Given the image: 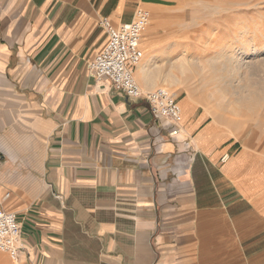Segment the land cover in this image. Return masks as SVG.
<instances>
[{"label":"crops","instance_id":"0c3cea01","mask_svg":"<svg viewBox=\"0 0 264 264\" xmlns=\"http://www.w3.org/2000/svg\"><path fill=\"white\" fill-rule=\"evenodd\" d=\"M158 2L0 0V207L18 215L19 264H264V178L219 127L243 113L212 93L210 121L190 94L171 138L145 100L88 71L109 42L102 17ZM173 33L143 35L146 92L172 73Z\"/></svg>","mask_w":264,"mask_h":264},{"label":"rangeland","instance_id":"374dc122","mask_svg":"<svg viewBox=\"0 0 264 264\" xmlns=\"http://www.w3.org/2000/svg\"><path fill=\"white\" fill-rule=\"evenodd\" d=\"M148 9L152 21L147 31L174 27L178 32L165 35L179 44L173 50L174 64L168 66L172 73L163 87L170 88L179 102L194 94L200 114L213 122L216 110L208 111L200 100L212 93L225 95L231 104L228 111L243 113L245 120L218 126L225 136L237 140L233 153L246 147L255 175L264 178V0H159L155 8ZM258 48L261 55L255 56ZM244 51L249 55H242ZM239 53L241 64L248 65L237 75L228 71L226 61ZM197 59L195 73L191 63ZM240 98L250 107L255 98L260 102L254 110L242 111ZM0 264L16 262L1 253Z\"/></svg>","mask_w":264,"mask_h":264},{"label":"built area","instance_id":"2783aa9c","mask_svg":"<svg viewBox=\"0 0 264 264\" xmlns=\"http://www.w3.org/2000/svg\"><path fill=\"white\" fill-rule=\"evenodd\" d=\"M109 42L106 48L89 63L88 71L97 82L107 81L114 90L122 92L129 100H145L154 116L165 121L171 138L180 134L183 110L176 95L168 87H160L146 92L138 84L133 71L145 57L141 49L143 35L151 19L149 10L139 8L130 22L114 24L107 17L99 20ZM230 159L226 154L222 162ZM24 250L22 229L17 213L0 207V254H7L13 262L18 263Z\"/></svg>","mask_w":264,"mask_h":264},{"label":"bare ground","instance_id":"6f19581e","mask_svg":"<svg viewBox=\"0 0 264 264\" xmlns=\"http://www.w3.org/2000/svg\"><path fill=\"white\" fill-rule=\"evenodd\" d=\"M247 33V32H246ZM238 36V35H237ZM239 37V36H238ZM254 53V52H253ZM242 55H244V56H247V55H249L246 51H244L243 53H242ZM259 55H261V50L258 48V49H256V51H255V56H259ZM241 53H239L238 54V56H234L233 55V57H230V58H228V62L226 61V64L227 63H229V64H227V66H226V68L228 69V71H230V72H233V73H236L237 75H239L241 72H240V70H242V68H243V66H247L248 64L247 63H244V62H242V64H241ZM244 60V59H243ZM247 62V61H246ZM223 63V62H222ZM223 68V67H222ZM236 76V75H235ZM242 86V85H241ZM240 92V91H239ZM241 96H242V94H240ZM260 99V98H259ZM238 101H239V99H238ZM247 101V100H246ZM241 104H243L244 105V101H243V99H241L240 98V101H239ZM252 103V102H251ZM254 104H252V106H253ZM249 106V105H248ZM253 107H256L255 105L253 106Z\"/></svg>","mask_w":264,"mask_h":264}]
</instances>
